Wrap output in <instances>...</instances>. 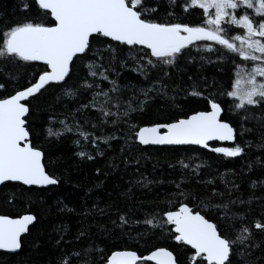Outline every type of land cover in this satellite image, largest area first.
Wrapping results in <instances>:
<instances>
[{"label": "snow or ice", "instance_id": "snow-or-ice-1", "mask_svg": "<svg viewBox=\"0 0 264 264\" xmlns=\"http://www.w3.org/2000/svg\"><path fill=\"white\" fill-rule=\"evenodd\" d=\"M19 11L23 18L0 17V185L13 182L32 191L60 183L47 169L45 152L33 142L30 124L32 101L49 89L59 91L58 101L67 97L75 107L61 114L64 119L49 116L46 139L71 134L75 144L91 145L97 155H104L100 141L111 146L117 139L114 132L104 135L109 124L114 130L127 128L126 144L202 148L221 159L244 158L253 147L245 135L259 130L260 143L255 146L264 149V0H20ZM193 49L215 53L224 75L210 85L205 79L203 85L194 82L187 90L169 88L166 80L174 82L180 62L194 59ZM206 59L213 62L200 55L201 61ZM129 64L147 86L118 82ZM80 67L87 69L83 76L78 75ZM24 68L32 71L22 74ZM113 73L117 79H110ZM180 91L185 101L198 98L203 109L178 104ZM157 97L179 110L170 113V122L140 126L133 114L143 113ZM93 110L95 118L89 115ZM228 113L236 117L235 123ZM250 121L258 129L245 127ZM212 141L231 146L211 147ZM77 155L94 159L83 150ZM195 159L177 160L180 180L171 182L174 189L142 221L129 209L119 214V223L111 222L121 229V236L137 243H147L151 234L164 244L154 245L147 255L116 244H90L65 252L59 264H264V255H254L256 250L264 252V181L250 182L253 191L247 199L227 170L219 174L222 187L201 176L194 181L197 187L189 188V176H199L206 167L204 162L194 165ZM247 167L251 171L252 165ZM153 182L145 177L143 184ZM258 187L261 195H256ZM253 204L260 207L259 214ZM36 220L29 212L0 214V250H20L23 235ZM130 224H143L145 229H127ZM87 235L82 230L76 239ZM167 241L174 242L183 260Z\"/></svg>", "mask_w": 264, "mask_h": 264}, {"label": "trees", "instance_id": "trees-1", "mask_svg": "<svg viewBox=\"0 0 264 264\" xmlns=\"http://www.w3.org/2000/svg\"><path fill=\"white\" fill-rule=\"evenodd\" d=\"M19 7L20 0H0V17L9 20L23 18L24 13L19 11ZM201 54L206 58L210 56L213 62L209 63L207 59L201 61ZM192 56L194 59L191 62L186 60L180 62L181 71L176 73L174 82L166 80L169 88L187 90L194 82L203 85L205 79L210 85L213 79L219 80L224 75L218 66L219 62L215 53L207 51L197 53L193 49ZM131 67L132 65L129 64L128 69L120 71L118 82L121 84L131 82L137 87L147 86L140 83L143 77L130 71ZM30 71L32 69H21L22 74ZM86 71V68L80 67L78 75L83 76ZM189 76L192 77L191 80L188 79ZM110 79H117L116 74L113 73ZM74 81L75 77L72 82ZM103 86L107 89V82ZM59 95L58 90L49 89L34 99L32 101L34 114L30 124L34 129L33 142L45 152L47 169L59 179L60 183L35 188L32 191L13 182L0 187V214L15 215L29 212L37 217L35 226H31L29 233L22 237V248L19 252L0 251V264H59L65 252L78 251L90 244L106 248L116 244L120 248H131L147 255L154 245L165 243L162 238L149 234L145 238L147 243L144 240L137 243L135 239H130L127 235L121 236V229L114 228L111 222L116 220L119 223V214L127 213L129 209L134 210V219L142 221L145 215L152 212L156 204L163 201L174 189L171 182L180 180L182 170L177 160L184 157L196 158L194 165L201 162L206 165L199 176H189L187 182L189 188H196L194 181L199 180L201 176L205 180H215V184L222 187L219 174L227 170L228 178L236 179L241 184L240 194L247 199L253 191L250 188V182L264 181V149L255 146L260 143L259 130L245 135L244 139L251 141L253 147L246 151L244 158L223 159L220 158V154L212 153L207 149L185 151L189 146H141L132 142H129L131 145L129 146L123 138V134L127 132L124 125L116 130L110 124L105 127L104 135L114 132L117 139L110 142L111 146L105 145L102 141L99 142L100 151H103L104 155H97L91 145L78 146L73 142L76 137L71 134L59 140L46 139L44 133L49 116H59L60 119H64L61 114L68 113L75 107V103L67 97L58 101ZM169 95H176V93L169 92ZM184 95V91L176 95L178 104L185 109H203V103L198 98H189L185 101ZM87 98H91L90 93ZM178 110L166 103L164 99L157 97L149 101L143 113H134L133 116L140 126H150L154 123L170 122V113ZM89 115L95 118V110ZM227 116L235 123L236 117L232 113H228ZM55 127L58 128L59 125ZM245 127L258 129L259 126L255 121H250L245 124ZM214 146L226 147L231 146V143H215ZM122 148L123 152H121ZM82 150L93 155L94 159L89 160L78 156L77 153ZM170 164L174 167H169ZM249 164L252 165L251 171L247 167ZM233 172L235 176L232 175ZM145 177L154 182L145 187L143 184ZM161 181L163 183H160ZM255 192L256 195H261L259 187L255 189ZM252 208L257 214L261 211L257 204H253ZM99 209H104V214H101ZM137 227L141 231L145 229L143 224H130L127 229ZM104 229L109 231L105 232ZM82 230L88 235L77 240L76 237ZM132 236L135 237L136 233L133 232ZM260 239L261 237L257 236V240ZM58 240H60L59 244H57ZM166 243L174 254L180 255L174 242ZM254 255L262 256L264 252L256 250ZM180 259L183 260L184 257L180 255Z\"/></svg>", "mask_w": 264, "mask_h": 264}, {"label": "water", "instance_id": "water-1", "mask_svg": "<svg viewBox=\"0 0 264 264\" xmlns=\"http://www.w3.org/2000/svg\"><path fill=\"white\" fill-rule=\"evenodd\" d=\"M210 143V146L211 147H216V146H214V144L215 143H218V144H230L231 142H221V141H212V142H209ZM147 146H168V145H147ZM208 150V149H207ZM210 151V150H209ZM2 185H0V187H1ZM48 187V186H47ZM32 214V213H31ZM34 215V214H33ZM31 227V226H30ZM27 234V233H26ZM26 234H24V235H26ZM23 235V236H24ZM0 251H2V252H6V251H4V250H0ZM20 250H18V251H16V252H19ZM16 252H14V253H16ZM8 253H10V252H8Z\"/></svg>", "mask_w": 264, "mask_h": 264}]
</instances>
